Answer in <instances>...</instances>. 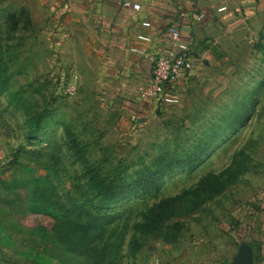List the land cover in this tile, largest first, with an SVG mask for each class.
<instances>
[{"label":"rangeland","instance_id":"obj_1","mask_svg":"<svg viewBox=\"0 0 264 264\" xmlns=\"http://www.w3.org/2000/svg\"><path fill=\"white\" fill-rule=\"evenodd\" d=\"M36 4L0 0V264H229L240 243H259L264 13L255 23H231L216 43L207 36L211 54L204 64L196 61V71L177 91V104L143 97L137 107L115 89L107 49L92 25ZM10 93L24 105L17 106ZM33 113L43 115L45 128L31 139L26 119ZM66 128L83 147L81 158L73 155ZM196 146L204 152L193 167L176 165L159 187H138L96 207L87 164L103 175L118 165L120 176L133 182L157 170L159 158H184ZM207 175L224 187L200 202L192 193ZM37 185L48 188L44 196L53 187L83 218L98 213L104 234L90 252L59 241L51 215L30 211ZM185 192L186 207H197L175 216V210L166 211V200ZM174 222L182 228L170 242L165 232Z\"/></svg>","mask_w":264,"mask_h":264},{"label":"crops","instance_id":"obj_2","mask_svg":"<svg viewBox=\"0 0 264 264\" xmlns=\"http://www.w3.org/2000/svg\"><path fill=\"white\" fill-rule=\"evenodd\" d=\"M132 3H138L140 10H133ZM36 6L54 15L67 12V16L74 17L77 14L78 22L92 25L94 38L101 48L107 49V58L112 65H109L110 74L117 80L115 89L137 107L145 100L138 93V86L151 77L147 54H158L166 47L169 40L167 27L176 25L184 38L192 42L193 74L197 69L196 61L200 59L203 61L200 64H204L211 54L208 37L216 43L228 33L231 23H255L264 13V0H37ZM222 7L225 9L218 10ZM199 13L205 14L201 22L194 18ZM143 19L150 20L152 25L148 31L152 38L150 43L136 38ZM131 47L147 54L131 52ZM249 244L253 249L254 264L257 255L264 264V237L259 243Z\"/></svg>","mask_w":264,"mask_h":264},{"label":"trees","instance_id":"obj_3","mask_svg":"<svg viewBox=\"0 0 264 264\" xmlns=\"http://www.w3.org/2000/svg\"><path fill=\"white\" fill-rule=\"evenodd\" d=\"M10 95L17 106L24 105V102L16 98L14 93H10ZM26 124L28 129L27 136L31 139H34L35 135H40L45 128L41 113L28 115ZM65 131L73 155L81 158L84 154L83 147L80 146L78 140L68 128ZM202 152H204L202 147L196 146L193 150L186 151L184 155L185 159L181 157L179 159L175 157H161L155 162L157 170H147L142 177H137L133 182L125 181L120 176L121 172L118 165L109 174L103 175L99 172L98 167L87 164L85 167L87 187L95 194L97 208L100 205H112L116 201L127 197L138 187L148 189L159 187L163 174L170 172L176 165H184L187 168L193 167L195 162L199 160ZM36 183L38 184L40 181L37 180ZM223 187L224 181L214 175H207L200 180L197 190L192 195L193 198H197L198 201L203 202V200L212 198L215 194H218ZM50 190V194L44 196V193L48 191L47 187L37 185L33 188L35 198L29 207L30 211L37 214L51 215L53 218L51 229L57 234L59 241L67 243L74 250L90 252L93 249V244L100 240L104 234L103 227L99 225L101 217L95 212L83 218L81 214L60 201L57 194L53 192V187H50ZM188 195L189 193L185 192L183 196L180 195L167 199L166 201H169L170 204L169 207H166V211L172 212L175 210V216L194 210L197 206L188 209L185 205L186 198H189ZM172 225L165 232V238L170 242H174L177 239V233L182 228L178 222H174ZM40 229L42 228L40 227Z\"/></svg>","mask_w":264,"mask_h":264},{"label":"built area","instance_id":"obj_4","mask_svg":"<svg viewBox=\"0 0 264 264\" xmlns=\"http://www.w3.org/2000/svg\"><path fill=\"white\" fill-rule=\"evenodd\" d=\"M131 6L135 11L140 10L138 3H132ZM223 9L225 7L218 10ZM183 15L181 16L183 17ZM204 17L205 14L202 13L194 16L197 22H201ZM140 27L141 30L137 32L136 38L147 43L152 42L148 32L152 27L150 20H141ZM166 31L169 40L160 53L147 54L146 51L136 47H131L130 51L147 54L150 62L151 77L138 86L140 96L154 99L162 105H175L179 100L177 94L179 87L193 75L192 71L195 69L194 53L192 42L184 38L176 25L167 27ZM4 160L3 148L0 145V169L4 165Z\"/></svg>","mask_w":264,"mask_h":264},{"label":"water","instance_id":"obj_5","mask_svg":"<svg viewBox=\"0 0 264 264\" xmlns=\"http://www.w3.org/2000/svg\"><path fill=\"white\" fill-rule=\"evenodd\" d=\"M229 264H254L252 246L247 242L240 243L236 255Z\"/></svg>","mask_w":264,"mask_h":264}]
</instances>
